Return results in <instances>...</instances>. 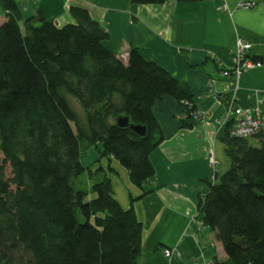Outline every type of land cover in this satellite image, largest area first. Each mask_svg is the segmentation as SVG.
Segmentation results:
<instances>
[{"label": "trees", "instance_id": "16d2710c", "mask_svg": "<svg viewBox=\"0 0 264 264\" xmlns=\"http://www.w3.org/2000/svg\"><path fill=\"white\" fill-rule=\"evenodd\" d=\"M70 13L76 24L59 28L0 0V264H138L142 224L120 206L103 168L84 165L86 152L102 145L101 158L115 159L142 188L164 140L155 103L173 97L189 119L197 110L172 74L137 49L126 60L112 54L109 33L89 12ZM120 116L147 127V137L120 129ZM225 127L231 165L208 181L199 212L225 249L223 264H264V135L238 139ZM84 175L88 191L76 189Z\"/></svg>", "mask_w": 264, "mask_h": 264}, {"label": "crops", "instance_id": "0c3cea01", "mask_svg": "<svg viewBox=\"0 0 264 264\" xmlns=\"http://www.w3.org/2000/svg\"><path fill=\"white\" fill-rule=\"evenodd\" d=\"M242 0H206L162 5H136L133 0H17L23 18L40 12L57 27L76 24L70 9L82 8L109 33L106 47L124 60L137 49L148 61L164 68L189 91L193 105L205 115L185 119L187 108L165 96L154 105L164 135L153 151V178L135 186L118 162L102 159V145L86 152L84 165L103 168L114 197L125 210L135 211L142 224V254L138 264H215L227 255L216 232L204 226L199 203L209 190L210 149L221 160L222 175L231 162L222 131L264 97V67L241 79L223 76L233 65L236 42L252 44L250 55L264 57V2L256 9H239ZM228 8H227V7ZM6 16H0V26ZM259 109L264 111V104ZM189 125L188 127L185 125ZM174 252L165 258V250Z\"/></svg>", "mask_w": 264, "mask_h": 264}, {"label": "built area", "instance_id": "2783aa9c", "mask_svg": "<svg viewBox=\"0 0 264 264\" xmlns=\"http://www.w3.org/2000/svg\"><path fill=\"white\" fill-rule=\"evenodd\" d=\"M256 0H242L238 5L239 9H256L257 5ZM227 7V6H226ZM228 8V7H227ZM233 54V65L231 67H225L223 70V76L226 78H234L235 80L241 79L245 74L250 71L258 70L264 67V64L261 61L253 60V57L250 55L252 49V44L250 42H245L242 38H239L236 42L235 49ZM257 104L258 107L254 110L249 109L242 114V116L237 121L231 122V131L230 135L234 138H244L250 139L254 136L264 135V112L259 109L260 105L264 104V97L261 94H257ZM193 117L198 119H205L203 112L196 110L193 113ZM208 161L212 167V179L209 180L211 184H215V180L219 177L221 166V161L217 160L216 154L214 151H211L208 155ZM205 196V195H204ZM203 196V197H204ZM165 258H172L174 252L167 249L164 252Z\"/></svg>", "mask_w": 264, "mask_h": 264}, {"label": "water", "instance_id": "95a60500", "mask_svg": "<svg viewBox=\"0 0 264 264\" xmlns=\"http://www.w3.org/2000/svg\"><path fill=\"white\" fill-rule=\"evenodd\" d=\"M264 2V0H262ZM118 127L122 130L131 131L137 137L145 138L148 135L147 127L143 125H137L130 120V118H126L125 116L118 117Z\"/></svg>", "mask_w": 264, "mask_h": 264}, {"label": "rangeland", "instance_id": "374dc122", "mask_svg": "<svg viewBox=\"0 0 264 264\" xmlns=\"http://www.w3.org/2000/svg\"><path fill=\"white\" fill-rule=\"evenodd\" d=\"M0 16H4V14L3 15H0ZM72 103H73V105H74V107L78 110V109H80V104H79V102H78V100H76V99H74V98H70L69 99ZM264 112V111H263ZM189 116V115H188ZM187 116V117H188ZM187 117L185 118V119H187ZM193 118H195V117H193ZM204 119H201L200 118V120L199 121H203ZM252 143L254 144V145H256L257 143H256V141L255 140H252ZM211 151H214L215 152V154H216V151H215V149H210V151L208 152V155H209V153L211 152ZM216 157H217V154H216ZM0 158L1 159H3V155H2V153H0ZM217 160H219L218 159V157H217ZM207 161H208V157H207ZM221 161V160H220ZM208 163H209V161H208ZM209 167H210V171L212 172V167L210 166V163H209ZM10 172H11V169H9L8 170V174H9V176H10ZM212 175H213V172L211 173V176H210V179H212ZM217 181V179L215 180V182ZM79 189V190H84V191H88L89 190V188H88V177L87 176H81V178L78 180V182H77V184H76V189Z\"/></svg>", "mask_w": 264, "mask_h": 264}]
</instances>
